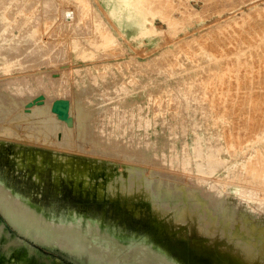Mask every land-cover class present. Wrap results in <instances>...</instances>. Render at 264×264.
Masks as SVG:
<instances>
[{
    "label": "rangeland",
    "instance_id": "1",
    "mask_svg": "<svg viewBox=\"0 0 264 264\" xmlns=\"http://www.w3.org/2000/svg\"><path fill=\"white\" fill-rule=\"evenodd\" d=\"M0 4V56L4 58V61H0V117H3L0 122L11 120L23 126L27 124L40 126L30 110L32 105L38 104L42 110L48 108L53 114L56 111L57 117L64 121H69L71 117L74 123L76 99L83 87L89 91L92 89L93 92L99 90L100 99L108 103L106 110L100 112L102 117L105 114L109 115L110 123L109 126L105 125L104 131L96 124L81 130L74 128V135L69 140L71 144L63 146V143L59 142L57 145H48L37 140L32 142L34 145L26 144L27 149L43 147L61 151L60 148H66L93 155L94 158L79 160L80 168L87 170L83 174L91 176L89 169L97 166L98 168L95 167L94 170L102 172L103 177L98 175L93 179L103 183V188L109 189V186L115 185L119 190L128 188L130 192L131 190L141 192L129 199L135 200L136 207L141 204L152 206L151 197H146L147 193L142 183H137L134 172L127 164L124 167L122 162L140 166L146 172L162 171L171 178L177 177V181L185 184H193L196 182L194 176L203 175L211 180L212 185L232 182L264 191V177L205 174L195 168L191 169L192 163L197 159L195 156L190 157L192 160L188 168L184 160L189 154L187 151L189 133L194 135V143L197 149H201L202 159H205L211 146H219L220 142V139L216 140L219 138L216 134V116L210 115L214 123L212 120L209 122V101L202 102L204 108L193 106V109H188L186 102L188 98L211 99L213 95L205 96V91L216 89H231L232 92L227 93L230 97L239 95L236 90L239 88L240 74L232 77L233 79L223 78L229 64L236 69L244 68L246 73L258 67L250 77L246 78L248 73L244 74L243 84L264 90V0H150L149 19L154 29L137 40H133L125 33L100 0H0ZM2 12H5L6 17L1 16ZM22 33L24 36L18 35ZM76 41L79 44L78 48ZM60 71L67 73L57 76L56 73ZM61 75L64 79H61L63 77ZM12 79H16L14 83ZM27 79L37 82L31 80L28 82ZM23 83L25 84L22 85ZM38 86L39 88H36ZM17 90L25 92L20 94ZM258 95H264V92L260 91ZM16 98L19 103L14 106L11 102L15 104ZM127 98L129 99L125 101ZM91 104L95 105L94 100ZM200 104L197 102V105ZM93 112L97 114L96 109ZM41 114L38 113L40 116ZM30 115L34 117L31 118ZM17 120L19 121L16 122ZM18 130L14 131L12 128L13 134L22 131ZM259 132L257 130L249 137H254ZM202 134L204 142L201 139ZM125 137L130 139L131 150L140 152L143 144H152V156L156 154L155 156L162 157L163 161L157 163L155 159H147V156L144 158V155L139 153L135 155L117 153L115 146L119 145L124 149ZM93 138L111 140L112 148L105 151L108 149L107 145L104 142L102 145L92 144ZM173 138L175 147L173 143L169 144ZM176 141L180 142L179 146H176ZM257 143L264 148L263 143ZM170 145L172 148H169ZM24 150L20 148L19 156ZM35 156L39 161L38 153ZM60 157L51 155V161L47 162L46 159L44 165H59L56 159ZM70 160L73 162L72 166H77L76 158ZM42 162L39 164L42 165ZM65 163L61 164V168L71 165ZM8 172L12 173V170L8 169ZM71 172L74 173V170H68V173ZM140 175L142 177V172ZM89 179L92 181L91 177ZM20 187L13 188L16 194H20L19 196L29 198L40 206L45 204L50 209L53 208L48 202L33 199L25 183L20 182ZM5 197L13 205L18 202L12 201L10 192L5 194ZM229 199L232 205H238L239 216L243 213L248 215L247 219H251L252 208L248 202L235 195ZM64 200L65 198L62 199ZM85 202L88 201L79 198L65 208L58 202L57 209L75 217V212L71 214L70 211L84 208L87 210L88 205ZM103 205L106 206L105 203ZM100 209L103 208L93 209L89 206L87 211L101 213ZM110 211L114 214L121 213ZM110 211L107 209L106 214ZM108 214L111 217L110 213ZM171 214L166 215L168 217ZM260 217L262 222L253 218L258 226L264 225V211ZM181 225L189 232L187 226ZM8 229L13 232L12 227ZM28 251L29 255L25 258L20 257L22 264H75L69 259L70 255L60 249L50 250L38 244L35 249L29 247ZM10 260L20 261L14 254L10 255Z\"/></svg>",
    "mask_w": 264,
    "mask_h": 264
},
{
    "label": "bare ground",
    "instance_id": "2",
    "mask_svg": "<svg viewBox=\"0 0 264 264\" xmlns=\"http://www.w3.org/2000/svg\"><path fill=\"white\" fill-rule=\"evenodd\" d=\"M100 1L106 10L113 16L119 26H121L125 33L133 40H137L146 32L152 31L154 29V26L151 24L149 19V13L151 11L150 0ZM1 16L6 17L5 12H2ZM22 28L23 27H21V29ZM9 34L11 33L9 32ZM18 35L22 36L23 33ZM14 42L16 41L14 40ZM76 47H79L77 41ZM11 49L13 50V48ZM0 61H4L2 56H0ZM257 69L258 67H254L251 72L247 71L248 75L246 78L250 77L251 73H255ZM63 73L66 74L67 72L60 71L56 74L58 76ZM224 73V79L229 77L230 79H233L232 77H236L237 74H240V80H238V82L240 81L238 85L239 88L236 90L239 95L236 97L227 96V93L230 91L232 92L231 89H216V91L207 90L205 91V96L213 95L211 99L202 98L201 100H198V98H188L186 101L188 109L192 108L193 106H203L204 108V104L202 102L204 100L209 101V122L211 123V120L213 121L210 115H215L217 130L216 134L219 137L216 140L220 139L219 146H211V149L209 148L210 150L208 151L205 159H202L200 157L201 149H197L194 143V135L189 133L187 145V151L189 154L184 159L185 164L188 168V165L192 160L190 157L194 158L195 156L197 159L192 163L191 169L195 168L197 171L205 174L223 173L224 176L235 175L238 177L247 178L264 177V148H261L257 143L261 142L264 145V131L259 132L260 130H264V95H258L260 91L264 92V90H259L257 87H248V84H243L245 79L243 76L246 71L242 67L236 69L234 66L229 64L227 71ZM67 77L69 76L67 75ZM61 79H64V76L61 77ZM85 79L87 80L88 78L86 77ZM30 80H28V82ZM55 80H57V78ZM24 84L25 83L22 85ZM25 88L27 89V87ZM36 88H39V86ZM58 88L60 87H57V89ZM17 91H19L20 94L25 92H22V90ZM128 99L129 98L125 99V101ZM92 100H94L95 105L91 104ZM197 102L201 104L197 105ZM11 103L16 106L19 102L16 98L15 104L13 102ZM107 104L108 103L106 101H102L100 99L99 90L93 92L92 89L89 91L86 87H83L76 99V122L74 123L72 122L73 119L71 117H69V121H64L61 119V117H57V113L55 114L56 111L54 112V115L52 113L53 111L51 112L48 108L46 110H42L38 104L32 105V108L30 107L31 112L36 116L34 117L30 115V117H34V120L38 122L40 126H27L29 124L23 126L11 120L7 122L4 120L5 123L1 121L0 202L3 203L4 206L12 213L14 211V206L8 207L9 205L13 204L5 199V194H8V192L14 193L13 188L20 187V182H23L26 184L29 195L33 199L48 202L51 207L55 208V210L58 208V202L61 203L65 208V206H69V204L76 202L79 198L88 201L92 207L98 206L100 203H105L109 211H119L122 213L119 214L118 220L119 222H123L121 220H126V224H128V231L131 234H133L135 231H138V235L143 238H146L145 236H150L149 238L152 242L162 245L164 244L171 257L180 258L186 263L264 264V225L258 226L255 220H253V218H256V220H260L262 222L260 215L261 212L264 211V191L261 189L232 182H226L220 185H212V183H210L211 180L203 175L194 176L193 179L196 181L195 183L185 184L177 181V177L171 178L165 173H162V171L146 172L144 168L140 166L122 162L121 164H124V167H126L127 164V166L134 172V178H136V181H138L137 183H142V187L147 193L146 197H151L150 200L152 201V206L141 204L139 207H136L135 200L129 199L138 196L141 192L136 190H131L132 192H130L128 188H122L119 190L115 185H112V187L109 186V189L103 188V183L101 184L98 180L93 179L94 176L97 177L98 175L103 177L102 172H98L97 169L94 170L95 167L98 168L97 166H92V168L89 169L88 172L91 174V176H89V174H83L87 170L80 168L79 165L81 164L79 163V160L82 158H94L93 155L78 153L77 151L75 152L60 147L58 148L62 149L61 151H53L43 147H32L27 149L26 144H33L32 142L37 140L43 141L44 144L48 145H57L59 142H62L63 146H65L64 144H71L69 140L71 136L74 135V128L81 130L87 128L89 125L96 124L99 129L104 131L105 125L107 124V126H109L110 123L109 115L105 114L104 117H102L100 112L106 110ZM94 109H96L97 114L93 112ZM214 111L216 112L214 113ZM38 113H42L41 116L38 115ZM1 119H3V117H0V120ZM212 123H214V121ZM12 128H14V131L18 129L22 131L18 134H13ZM257 130L259 132L257 133L258 135L249 137V135ZM60 132H62V135H60ZM8 136H11L13 139L8 138ZM107 138L109 139L108 136ZM201 139L204 142V136ZM4 140L11 142H5ZM129 140L130 139L126 137L124 138V149H122L119 145H116V152L125 155H135L139 153L144 155V158L147 156V159H155L157 163L163 161L162 157L155 156V153L154 157L152 156V144H143L142 148L140 147L139 152L134 149L131 150L132 148L129 146ZM170 140L171 142H169V144L173 143L175 147V138H173V141L172 139ZM86 141L90 142L89 140ZM110 141L111 140H102L99 138L91 139L92 144L97 143L98 145H102L104 142L108 148L105 149V151H108L110 148H112ZM179 145L180 142L176 141V146ZM21 147L25 150L24 153L19 156V150ZM169 148H172L171 145ZM197 151L198 154H196ZM37 153L40 156L39 161H37L35 158ZM51 155L61 156L60 158L56 159L58 160V163H60L59 165H44L46 159H48L47 162L51 161ZM65 158L66 160H64ZM74 158L77 159V166H72L73 162L70 159ZM99 159L103 160L102 158ZM40 161L42 162V165L39 164ZM64 163H71V165L61 168V164ZM8 169L12 170V173H9ZM70 169H73L74 173H68V170ZM139 172H142V177ZM71 177H73V179H71ZM89 177L92 178V181L89 179ZM9 178H11V180ZM21 179L23 180L21 181ZM232 195L240 197L251 205L252 220L250 218L247 219L248 215L243 213L239 216L238 205H232L229 199ZM63 198H65L64 201H62ZM12 201L16 200L12 198ZM167 213L172 214L171 216L169 215L167 217ZM129 221H132L133 223ZM183 221H186V223ZM181 224L187 226V230H189V232H186L185 228L182 227ZM113 230L114 229H112V231ZM108 233L110 232L104 231L102 235L108 236ZM94 234L96 235H91L93 237V239H90L92 242L97 241V238L99 239L100 237L99 232ZM87 236L88 235L85 236L86 241L88 239ZM105 237L102 239L100 237V240L104 241L106 239ZM102 243L105 244L104 246H107L106 243ZM28 248L29 247L27 246H23L18 250L19 256L21 258H25L30 254ZM158 248H160V246ZM158 248L157 251L160 250ZM97 251L101 254L110 253L113 257H115L117 254L121 253L120 251H122V249L118 248L117 251L111 252L109 249L104 248L98 249ZM168 264H174V262H168ZM180 264H182V262Z\"/></svg>",
    "mask_w": 264,
    "mask_h": 264
},
{
    "label": "water",
    "instance_id": "3",
    "mask_svg": "<svg viewBox=\"0 0 264 264\" xmlns=\"http://www.w3.org/2000/svg\"><path fill=\"white\" fill-rule=\"evenodd\" d=\"M13 192H10L11 197L18 202L8 206H14L12 213L0 202V264H22L20 258V261L12 262L10 255L20 257V248L27 246L35 249L38 244L50 250L60 249L66 252L75 264H189L180 258L171 257L165 245L152 242L150 236L143 238L138 235V231L131 234L127 228L128 224L119 222V214L111 211L108 212L111 217L106 214L104 203L92 207L89 202H85L88 205L87 210L89 206L93 209L102 207V214L99 210V213H89L84 208L71 210V214H76L73 217L59 209L54 211L45 204L40 206L29 198L19 196L14 190ZM9 227H12L13 232ZM104 231L110 232L109 235H102ZM97 232L100 233L101 239L107 236L106 240L102 241L99 237L97 241L92 242L91 235H96L94 233ZM104 248L111 252L117 251L118 248L122 251L115 257L110 253H98V249ZM157 248L162 250L157 251Z\"/></svg>",
    "mask_w": 264,
    "mask_h": 264
}]
</instances>
